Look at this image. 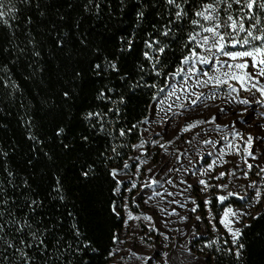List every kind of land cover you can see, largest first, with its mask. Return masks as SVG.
Instances as JSON below:
<instances>
[{
    "label": "snow or ice",
    "instance_id": "1",
    "mask_svg": "<svg viewBox=\"0 0 264 264\" xmlns=\"http://www.w3.org/2000/svg\"><path fill=\"white\" fill-rule=\"evenodd\" d=\"M56 2L0 0V114L23 130L0 139V264H247L264 218V0ZM105 17L117 31L97 43L82 25ZM79 186L106 193L103 248Z\"/></svg>",
    "mask_w": 264,
    "mask_h": 264
},
{
    "label": "trees",
    "instance_id": "2",
    "mask_svg": "<svg viewBox=\"0 0 264 264\" xmlns=\"http://www.w3.org/2000/svg\"><path fill=\"white\" fill-rule=\"evenodd\" d=\"M75 2V0H72ZM55 7H59L62 10L66 8V0H57ZM73 17L78 15L77 12L71 13ZM149 18L152 16L150 14ZM104 25H108V30H105ZM94 26L92 38L97 42H101L102 37L109 36L112 33L117 31V23L115 21H110L108 18H91L89 20L84 21L82 25V30L84 28H90ZM139 48V45L137 46ZM136 53H133V57L135 58ZM55 62H53L54 65ZM131 64H129V67ZM22 82V86L26 89H32L33 86L31 84H27ZM132 108L137 109L138 114V105L136 102H133ZM6 110L7 106H6ZM13 112L11 117H5L3 114H0V120H3L8 124L7 130H0V139L8 140L10 138H15L17 142L23 143L22 139V129L16 120V110L10 109ZM69 163L68 160H59L57 161L58 166L63 167ZM23 167V165H21ZM32 169H28L27 173L32 172ZM37 176V182L43 184L45 181L40 180L41 167L38 165L34 170ZM46 171V169H45ZM73 203L75 204L74 211H76L81 219L82 226L86 227L91 231L92 235L98 239L101 247L103 248L109 242L108 232L111 228L110 223H105V213H104V198L106 193L102 196L99 194V190L97 188H93L91 186H79L73 188ZM248 222V221H247ZM257 233H261L260 237L257 238ZM245 242L249 245L246 255L248 257L247 264H264V218H261L257 221L252 222V228L246 230ZM97 264H105V262L101 259L97 262Z\"/></svg>",
    "mask_w": 264,
    "mask_h": 264
},
{
    "label": "rangeland",
    "instance_id": "3",
    "mask_svg": "<svg viewBox=\"0 0 264 264\" xmlns=\"http://www.w3.org/2000/svg\"><path fill=\"white\" fill-rule=\"evenodd\" d=\"M256 211V210H254ZM247 222V221H246ZM202 230V229H201ZM207 237H205L206 239ZM199 244V241L197 242ZM193 254L196 256H202L203 254L199 252L198 247L193 248Z\"/></svg>",
    "mask_w": 264,
    "mask_h": 264
}]
</instances>
